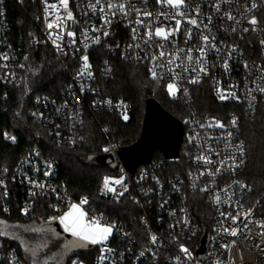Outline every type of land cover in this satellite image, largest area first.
<instances>
[{
    "label": "built area",
    "instance_id": "1",
    "mask_svg": "<svg viewBox=\"0 0 264 264\" xmlns=\"http://www.w3.org/2000/svg\"><path fill=\"white\" fill-rule=\"evenodd\" d=\"M109 2L117 7L108 9ZM47 4L57 8L46 11ZM47 4L45 0H0V87H21L28 77L31 54L49 50L53 63L47 69L59 67L67 84L59 94L33 96L28 114L58 144H75L88 115L104 112L123 118L129 113V104L108 92L117 60L144 66L151 78L155 70L153 79L163 82L167 90L174 84L176 95L168 94L181 102L185 111L182 157L179 154L177 159L167 160L178 162L179 171H171L166 162L153 161L131 173L118 159V175L107 178L115 181L118 176L122 184L110 183L116 189L113 193L104 189V179L101 193L106 202L129 207L115 217L113 210L99 209L83 197L88 201L81 205L86 219L115 225L106 241V248L112 251L107 252L105 245H94L93 264H264L263 205L261 199L248 203L251 189L242 173L249 157L239 135V114L231 113L227 119L202 115L193 97L194 88L207 86L218 102L238 106L249 115L264 105V0H184L179 9L157 0H100V4L96 0H68L67 11L74 20L64 21L63 31L48 28L57 16H66L60 0H47ZM120 4L125 5L124 11L117 10ZM144 12L151 16H144ZM192 18L199 27L187 22ZM176 19L181 20L179 31L168 40L146 35L158 27L171 30ZM252 19L257 21L255 25L250 23ZM68 31L74 36L69 37ZM57 33L62 39L53 43ZM203 36L209 37L210 46L205 47ZM202 47L204 53L198 51ZM161 51L170 55L160 57ZM85 55L90 65L87 70L83 69ZM202 66L206 71H200ZM192 79L198 82H190ZM232 93L236 98H231ZM221 94L229 98L221 100ZM217 122L224 127H217ZM102 132L107 152L117 156L108 129ZM5 134L15 137L0 132V141L14 143ZM122 191L123 195H118ZM0 193L5 212L26 220L44 209L58 213V218L83 199L74 200L67 193L59 183L57 163L41 156L39 149L13 168L0 170ZM232 216H239L235 224ZM51 218L53 215L47 222ZM225 228H236L238 235H230ZM205 234L209 244L205 260H200L196 252ZM153 235L156 243L151 242ZM182 246L190 256L181 251ZM0 264L28 263L17 246L0 240Z\"/></svg>",
    "mask_w": 264,
    "mask_h": 264
},
{
    "label": "trees",
    "instance_id": "2",
    "mask_svg": "<svg viewBox=\"0 0 264 264\" xmlns=\"http://www.w3.org/2000/svg\"><path fill=\"white\" fill-rule=\"evenodd\" d=\"M29 62L28 77L21 87L15 89L0 87V132H10L16 138L14 143L0 141V170L4 167L13 168L19 160L39 149L41 156L57 163L59 183L74 200L88 197L97 208L104 206L107 211L113 210L114 213L111 214L113 217L121 215L122 211L129 207L124 208L106 202L101 195L104 179L107 176L118 175V169L101 166L95 160H89L90 156L95 157L107 152L104 151L107 140L102 132L103 128L108 129L109 141L118 150L132 145L139 139L148 99L156 98L180 120L185 117L182 103L172 100L165 92L164 83L151 78L144 66L117 60L114 76L108 82V92L129 104V119L124 121L120 116L104 112L88 115L83 121L78 141L73 145H60L49 136L46 128L30 119L28 111L33 96L61 93L67 84V78L56 65L53 69H47L49 63H53L49 50L40 49L33 52ZM193 97L195 107L202 115L227 119L231 113L239 114V135L247 145L249 157L242 179L251 189L248 203L261 199L263 205L261 214L264 215V105L259 106L254 115H249L238 106L218 102L211 88L207 86L194 88ZM182 153L183 146L180 147V158ZM153 161L166 162L171 171H179V163L167 161L160 151L152 155L150 162ZM4 205L5 200L0 193V223L4 224L0 228V240L17 246L28 264H36L34 259L32 262L27 260V246L33 242L23 232L32 228V225H27L35 221L46 223L51 215L57 217L58 213L53 214L44 209L35 218L26 220L16 213L5 212ZM48 222L54 223L56 220ZM8 224L15 226L7 229L5 227ZM19 232L23 235L21 236ZM96 251L89 248L76 250L70 253L65 264H71L74 260L93 264ZM40 263L56 264V261L51 257H44Z\"/></svg>",
    "mask_w": 264,
    "mask_h": 264
},
{
    "label": "snow or ice",
    "instance_id": "3",
    "mask_svg": "<svg viewBox=\"0 0 264 264\" xmlns=\"http://www.w3.org/2000/svg\"><path fill=\"white\" fill-rule=\"evenodd\" d=\"M46 4H47V0H45ZM158 3H164L167 5H170L176 9H179L183 6L184 4V0H157ZM60 4L64 7L65 11H66V16H57L55 20L50 21L48 23V28H53L56 27L58 29H61L62 31L66 28V25L64 23V21L66 20H74L72 13L70 11H67V6H68V0H60ZM96 4H100V0H96ZM91 7L95 8V5H90ZM255 6V5H254ZM114 7H117L116 5L112 4L111 2L108 3V9H112ZM218 7V6H217ZM57 8L56 4H47V8L46 11L51 9V10H55ZM125 9V5L124 4H120L117 8L118 11H124ZM102 12L104 11L103 8L100 9ZM139 14V10H136ZM125 15H127L128 13L125 12ZM144 16H151V13L149 12H144L143 13ZM178 15L180 17H184V13L183 12H178ZM229 19H233V17L229 16ZM188 23L199 27L197 20L195 18L189 19L187 21ZM106 23H110V21L106 20ZM137 23L139 24H143L144 21L143 20H138ZM251 24L255 25L257 23V21L255 19H252L250 21ZM181 24V20L180 19H176L175 20V27L172 28L171 30H165L162 27H158L156 28L154 31L153 30H149L146 35L148 36L149 39H151L154 35L155 36H159L162 37L164 40H168V38L172 35H174L175 32L179 31V26ZM135 31V30H134ZM67 35L69 37L74 36V33L71 31L67 32ZM105 35H107V33H105ZM189 38H190V32H189ZM62 39V36L57 33L55 35V39L53 40V43H55L56 40H60ZM99 38H97L96 42H98ZM202 40L205 44V47L210 46V41H209V37L208 36H203ZM73 43H75V41H72ZM264 43V42H262ZM57 48H59V45H56ZM199 52L204 53L205 48L202 47L200 49H198ZM160 57H164L166 55H170L165 53L164 51H161L159 53ZM189 60L192 59V57L189 55L187 57ZM4 59H7V57L5 56ZM82 60L84 61L83 64V69L87 70L90 68V65L87 63L88 61V57L87 55L82 57ZM200 60L202 61V57L200 58ZM173 63L172 60H169V64ZM225 67H227V64L225 65ZM200 71H206L205 68L202 66L200 68ZM83 74V72L81 73V75ZM88 75L91 76V73L88 72ZM152 76L153 78L156 77V72L155 70H152ZM190 82L192 83H197L198 79H192ZM168 91L171 95L175 96L176 92L178 91V89L176 88V86L174 84H169L168 85ZM261 91H264V89H261ZM186 92V90H185ZM219 98L221 100L227 99L229 98L228 96H225L223 94H221L219 96ZM231 98H236L235 94L232 93L231 94ZM109 103H111V101H109ZM124 119L127 120L128 117L127 115H124ZM233 124H235V120L232 121ZM210 127L212 125H209ZM217 127H224L223 124L217 122L216 123ZM7 139H11L13 142H15V137H9L7 136V134H5ZM104 151H108V149H104ZM198 159L203 160L205 163H211V161L209 159H207L206 157H198ZM51 167V166H49ZM217 171H219V169H217ZM45 175H49V173H45ZM110 183H114V184H122V178L121 179H117L115 181H110L109 178H105L104 181V189L107 191H111L113 193L116 192L115 188L110 187ZM38 187H44V185H38ZM206 190V189H205ZM124 191H127V188H124ZM118 195H123V191L120 192ZM118 198V196H117ZM87 198H83L80 201V205L77 204H72L70 205V211H68L67 213L63 214L62 216H60L59 222L60 224H62L64 226V231L65 232H70L72 234V236L77 237L78 240L80 241H85L88 244H92V245H105V250L107 252H111V249L106 248V241H108L109 237L113 235V229L115 227V225H111V224H105V223H101L100 219H86V213L82 210L81 205L86 204ZM217 203H219V197L217 196ZM25 214H27V209L24 210ZM221 215H224V213H221ZM231 215V214H228ZM251 213H246L245 214V219L248 218V216H250ZM51 219H57L56 217H53ZM232 222L235 224L237 222V220L239 219V216H232L231 217ZM247 225H245L246 227ZM262 228H264V223H262L260 225ZM225 232L229 233L232 236H237L238 235V231L236 228H232V229H228L225 228L224 229ZM261 235H264V233H261ZM157 237L155 235H153L151 237V242L152 243H156ZM234 243V242H233ZM81 247H83L84 245H79ZM227 247V245H226ZM181 251L184 252L186 255L190 256L191 254L189 253L187 248H184L183 246L181 247ZM33 255H35V253H33ZM141 255H143V253H141ZM101 259H104V257L102 256ZM75 264V262H74Z\"/></svg>",
    "mask_w": 264,
    "mask_h": 264
},
{
    "label": "water",
    "instance_id": "4",
    "mask_svg": "<svg viewBox=\"0 0 264 264\" xmlns=\"http://www.w3.org/2000/svg\"><path fill=\"white\" fill-rule=\"evenodd\" d=\"M182 140V120L171 114L156 98H150L146 101L142 132L139 139L130 146L118 149V157L113 152H106L99 156H90L89 160H95L97 164L112 169L118 166L120 160L133 173L137 167L150 163L152 155L157 151H160L166 160L177 159ZM208 244V235L205 234L196 252L198 259L205 260ZM94 247V245L85 244L78 251L85 248L93 250Z\"/></svg>",
    "mask_w": 264,
    "mask_h": 264
},
{
    "label": "rangeland",
    "instance_id": "5",
    "mask_svg": "<svg viewBox=\"0 0 264 264\" xmlns=\"http://www.w3.org/2000/svg\"><path fill=\"white\" fill-rule=\"evenodd\" d=\"M165 92L169 96L166 87H165ZM127 117L129 119V113L127 114ZM122 119L124 121L128 120V119L125 120L124 117ZM117 179H121V178L117 176L115 180ZM58 218H57V222L54 223H49V222L41 223L39 221H35L27 225V226L32 225V228L29 231L27 230L23 233L24 234L26 233L27 234L26 237H28V239L33 242V243L30 242L27 246V252L29 256V257L27 256L28 261L32 262L34 259V261L36 260V264H39L40 260L43 261L44 257H51V259H54L56 261V264H65L67 258H69V256L71 255L70 253L82 248L79 245H85V244L92 245V244H88L85 241L78 240V238L72 236L70 232H65L64 226L60 224ZM2 225L4 224L0 223V228L3 227ZM14 226L15 225L8 224V226H6L5 228L8 229ZM19 234H21V236L23 235L22 232H19ZM33 253H35V255H33ZM47 260L48 262L49 261L51 262L50 259ZM74 262L75 264H79L78 260L72 261L71 264H74ZM80 264H84V263L81 262Z\"/></svg>",
    "mask_w": 264,
    "mask_h": 264
}]
</instances>
